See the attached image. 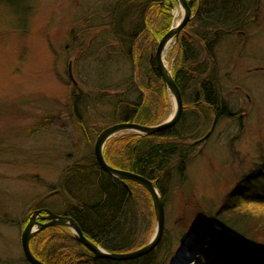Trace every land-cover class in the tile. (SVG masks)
<instances>
[{"label":"rangeland","instance_id":"rangeland-1","mask_svg":"<svg viewBox=\"0 0 264 264\" xmlns=\"http://www.w3.org/2000/svg\"><path fill=\"white\" fill-rule=\"evenodd\" d=\"M166 2L173 6V27L177 4ZM129 7L126 0H0V264H28L20 238L30 213L62 211V172L89 163L98 134L113 125L114 104L128 95L135 74L128 46L120 47L118 37L137 21ZM117 15L124 18L121 29L112 26ZM175 48L173 41L164 52L169 70ZM214 58L221 96L237 116L215 123L196 144L185 182L174 178L167 191L160 242L173 255L166 264L181 247L194 264H208L205 243L194 235L195 216L216 213L243 177L258 175L264 155V0L255 22L221 40ZM79 90L84 95L78 98ZM169 101L164 122L174 113L170 93ZM155 230L154 222L146 243Z\"/></svg>","mask_w":264,"mask_h":264},{"label":"trees","instance_id":"trees-1","mask_svg":"<svg viewBox=\"0 0 264 264\" xmlns=\"http://www.w3.org/2000/svg\"><path fill=\"white\" fill-rule=\"evenodd\" d=\"M126 2L135 11L137 21L118 37L120 47L128 46L126 56L135 73L128 95L136 98L119 96L112 110V122L157 126L164 122L170 101L156 70L154 54L158 42L171 28L173 6L166 0ZM187 3L193 18L175 40L174 61L169 70L182 97L179 122L154 135L122 134L110 139L103 150L104 160L111 168L147 179L163 202L174 178L185 182L187 165L196 154L195 142L208 133L214 121L236 119L221 96L214 49L224 38L244 33L255 22L259 0ZM112 20V26L121 29L123 16ZM82 95L79 90L78 98ZM78 106L77 100L73 101L75 115ZM261 159L258 175L243 177L216 213L195 216L198 218L194 235L200 245L201 241L205 243L208 264L212 260V264H264V212L257 210L264 209V155ZM58 195L62 211L56 214L72 219L87 240L107 253H130L147 245L155 222L149 195L137 184L104 173L94 157L87 164L75 163L62 172ZM250 207H256L258 214H253ZM162 243L146 256L115 262L95 257L69 230L53 227L38 232L29 248L41 264H166L173 254Z\"/></svg>","mask_w":264,"mask_h":264},{"label":"water","instance_id":"water-1","mask_svg":"<svg viewBox=\"0 0 264 264\" xmlns=\"http://www.w3.org/2000/svg\"><path fill=\"white\" fill-rule=\"evenodd\" d=\"M174 1L176 3L177 2L180 3L183 6V10H184L183 14L181 16L178 25L175 28L171 27L169 31L158 42L154 54L156 70L158 72V75L162 79V82L164 83L168 92L171 94L174 102L173 115L162 124L152 127L141 126L134 123H122V124L112 125L110 127L105 128L98 134L93 146V155L95 161L99 166V168L104 173L117 180L137 184L147 192L152 202L154 219L156 223V230L154 236L146 246H144L143 248L137 251L124 253V254H109L104 250L100 249L99 247L95 246L94 244H92L89 240H87L83 236L78 225L72 219L64 216L54 215L47 209L36 210L33 211L32 214L29 216L28 222L25 228L23 229L20 238L21 251L25 261L28 264H41L31 254L29 248V243L31 239L38 232L53 227L67 228L71 230L72 233L75 235L76 241L79 244H81L83 247H85L87 250H89L95 257L100 259L112 260L115 262H127L146 256L149 253H151L160 243L164 232V202L162 200L161 195L159 194L156 187L147 179L127 171L111 168L104 160L103 148L107 143V141H109L111 138H113L118 134L130 132L139 135H154L173 128L174 126H176V124L179 122L181 118L183 112L182 97L173 80L171 73L169 72L168 69L165 68V65L163 63V51L169 42L177 39L180 32L193 18V15L191 8L187 3V0H174ZM170 6L172 7L171 4ZM67 75L71 84L74 87H76V83L73 80L71 74L70 66L68 67ZM215 123L216 122L214 121L211 130L202 139L196 141L195 144H199L200 142L205 141L211 135L215 127ZM43 214L45 215L43 216ZM38 220L44 222H40ZM186 238H187V234H184V236L181 239V242H183Z\"/></svg>","mask_w":264,"mask_h":264},{"label":"bare ground","instance_id":"bare-ground-1","mask_svg":"<svg viewBox=\"0 0 264 264\" xmlns=\"http://www.w3.org/2000/svg\"><path fill=\"white\" fill-rule=\"evenodd\" d=\"M177 4V8L175 9V11H174V16H175V18H177L178 19V21H177V24L175 25V26H173V28H175L177 25H178V23H179V21H180V19H181V16H182V14H183V6L180 4V3H176ZM173 41H171V42H169L168 44H167V46L165 47V49H164V51H163V58H165L164 56V52H165V50H167V48L169 47V45L172 43ZM164 60V59H163ZM165 61H163V63H164ZM164 65H165V68L167 69V66H166V64L164 63ZM194 260H193V256H191V253L190 252H188V251H185L184 250V247H181V249L179 250V253H178V255L177 256H175V258H174V260L172 261V264H194V262H193Z\"/></svg>","mask_w":264,"mask_h":264}]
</instances>
